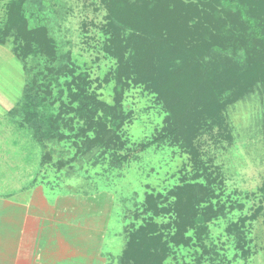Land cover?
<instances>
[{
	"label": "rangeland",
	"instance_id": "374dc122",
	"mask_svg": "<svg viewBox=\"0 0 264 264\" xmlns=\"http://www.w3.org/2000/svg\"><path fill=\"white\" fill-rule=\"evenodd\" d=\"M9 1L0 0V14ZM27 1L46 19L58 56L48 65L36 47L20 61L14 54L15 48L20 51V43L15 45L8 38L6 46L0 45V116L27 89L38 102L40 116L32 129L37 136L32 137L31 129L23 135L31 149L27 154L33 155L30 165L37 163V193L47 200L52 215L69 223L70 234L78 231L86 243L94 244L86 245L84 259L125 264L122 257L131 233L154 221L155 243L167 247L165 264H264V96L260 89L249 88L236 100L231 93L234 100L223 110V124L211 125L196 139L201 159L209 166V172H204L217 182L210 183L174 140L158 139L167 114L142 86H131L122 96L121 142L108 138L100 146L93 140L95 131L80 117V104L73 101V94L83 85L99 102L109 107L117 104L111 74L117 61L107 51L108 9L102 0ZM232 60L241 63L239 57ZM105 109H100V116H105ZM58 116L60 130L52 135L45 118ZM9 143L0 148L3 156L11 162L23 160L25 150ZM0 166V172L9 167ZM197 173L203 175L197 177ZM188 185L202 190L194 208L207 215L202 224L206 234L179 225L178 192L183 188L185 194ZM205 188L212 191L209 197H203ZM147 195L160 199L161 212L146 211ZM12 197L20 199V195Z\"/></svg>",
	"mask_w": 264,
	"mask_h": 264
},
{
	"label": "trees",
	"instance_id": "16d2710c",
	"mask_svg": "<svg viewBox=\"0 0 264 264\" xmlns=\"http://www.w3.org/2000/svg\"><path fill=\"white\" fill-rule=\"evenodd\" d=\"M27 2L10 0L2 5L0 45L6 46L8 38H13L15 45L20 43L17 45L20 51L14 49L20 61L38 47L47 64L51 65L57 60V43L51 36L46 19L34 12L39 9L31 3L29 9ZM102 2L109 12L107 51L117 61V67L111 73L116 80L117 104L109 107L99 102L87 93L83 85L78 86V92L73 94V101L80 104V117L95 131L93 140L100 146L108 138L121 142L118 133L124 126V117L120 116L122 96L127 88L142 86L155 95L167 114L162 137L158 139L174 140L190 155L195 168L205 174L209 166L201 159L200 148L195 144L197 137L209 131L211 125L223 124V110L234 100L229 97L231 93H235L236 100L247 94L249 88L257 87L264 96V0ZM232 57L241 58V63L233 62ZM213 64L216 69L211 68ZM49 71L53 73L50 68ZM223 99L227 101L226 105H222ZM38 106L27 89L10 111L25 133L31 129L34 139L37 133L32 129L37 127L40 116ZM104 108L103 117L99 111ZM107 116L112 119L109 121ZM25 120L31 123L26 124ZM45 120L49 133L54 135L60 130L57 124L62 122L61 117H46ZM262 128L264 130V116ZM81 135H84V130ZM202 173H197V177ZM205 175L210 183L217 182L211 173ZM205 190L203 197H209L212 191L209 188ZM182 191L183 188L178 192L181 197L177 201L179 206L175 207L182 221L179 225L185 226V230L199 228V234L201 231L206 234L207 227H202V224L207 222L203 218L207 215L202 213V209L194 208L202 190L188 185L185 194ZM160 208V199L147 195L146 211L155 214L158 210L161 212ZM156 225L154 221H147L131 233L122 262L165 264L167 247L165 243H155Z\"/></svg>",
	"mask_w": 264,
	"mask_h": 264
},
{
	"label": "crops",
	"instance_id": "0c3cea01",
	"mask_svg": "<svg viewBox=\"0 0 264 264\" xmlns=\"http://www.w3.org/2000/svg\"><path fill=\"white\" fill-rule=\"evenodd\" d=\"M14 106L0 116V148L8 141L13 147L23 148L26 154L20 158L23 160L11 162L3 156L4 151L0 152V164L9 166L6 172H0V264H95L94 259H84L86 248L94 244L86 243L78 231L70 234L69 223L52 215L47 200L37 193V163L30 165L33 155L27 154V150L31 151L27 147L29 140L23 137L26 133L18 119L10 114ZM13 195H20V199Z\"/></svg>",
	"mask_w": 264,
	"mask_h": 264
}]
</instances>
